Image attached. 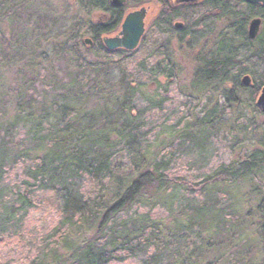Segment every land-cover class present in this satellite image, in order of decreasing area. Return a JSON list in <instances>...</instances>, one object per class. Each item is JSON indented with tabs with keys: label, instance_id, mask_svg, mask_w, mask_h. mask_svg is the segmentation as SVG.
I'll use <instances>...</instances> for the list:
<instances>
[{
	"label": "rangeland",
	"instance_id": "obj_1",
	"mask_svg": "<svg viewBox=\"0 0 264 264\" xmlns=\"http://www.w3.org/2000/svg\"><path fill=\"white\" fill-rule=\"evenodd\" d=\"M126 1V14L146 9L145 34L134 51L107 60L94 47V41L92 46L84 43L85 39L93 40L89 31L94 26L107 22L102 12H87L78 0H0V110L4 121L13 117L15 97L19 94L37 103L42 101L45 107L50 106L55 96L73 95L80 98L89 114L110 105L114 111L112 119L124 126L126 115L118 108L122 88L127 85L137 88L131 99L135 119L130 125L133 132L128 145L116 144L112 135L109 139L114 146L110 152L116 154L120 164H128L136 151L156 155L169 178L189 187L187 191L175 186L157 201H143L127 217L135 211L148 213L168 224L173 219H186L185 211L191 213L192 208L212 204L224 227L213 238L208 233L209 225L181 226L174 254L195 252L192 264H208L212 260L216 264H264V176L201 189L207 176L245 159L259 148L264 113L255 107L258 94L254 91L264 84V76L251 75L254 89L234 88L240 73L230 75L229 81L202 83L197 87L200 49L154 30V20L163 10L160 3L135 7L131 0ZM179 21L174 19L171 25ZM119 30L102 35L100 42L116 36ZM119 59H124L123 68L114 65ZM101 78L108 80L107 88H102L108 96L105 100L96 88ZM158 80L161 85L155 83ZM151 101L161 105L154 108ZM207 117L209 121L201 129L199 123ZM68 120L64 117L61 121ZM186 128L190 134L183 136ZM49 129L44 125L40 131L38 138L43 142H48ZM9 140L16 145L30 143V148L36 149V143L31 142L35 139L26 127L19 126ZM85 148L89 154L101 150L98 146ZM25 170L24 165L11 168L0 185L3 194L12 200ZM63 178L57 186L60 191L67 189L88 195L95 187L82 176L71 178L66 174ZM113 189L114 183L110 182L106 186L108 197ZM33 196L35 207L21 221L18 217L5 226L0 216V264H29L52 246L58 198L48 189ZM3 207L9 205L0 202V210ZM212 241L219 244L216 252L212 251ZM143 260L139 256L114 264H142ZM172 261L169 257L162 264Z\"/></svg>",
	"mask_w": 264,
	"mask_h": 264
},
{
	"label": "trees",
	"instance_id": "obj_2",
	"mask_svg": "<svg viewBox=\"0 0 264 264\" xmlns=\"http://www.w3.org/2000/svg\"><path fill=\"white\" fill-rule=\"evenodd\" d=\"M131 1L135 7L154 1L160 3L163 10L155 18L153 27L157 33L169 31L173 16L164 10L168 3L166 0ZM78 2L87 12L100 11L106 15L105 24L94 26L89 31L98 52L107 60L115 55L130 53L122 49L108 51L100 42L102 35L119 30L126 15L127 1L119 7L113 6L109 0ZM174 18L184 21L178 41L189 46L186 14ZM197 62V87L202 83L229 81L230 75L240 73L241 77L234 83V88L241 89L244 87L240 80L242 74H247V71L251 72L250 75L247 74L250 77L264 76V47H251L242 40L240 47L226 45L216 52H210L209 56L197 58ZM114 65L123 68L124 59H119ZM165 76L170 78V74ZM98 77L100 78L99 74ZM155 83L161 85L159 80ZM107 84L108 80L101 78L96 86L103 94V100L108 98L102 89L107 88ZM254 87L253 83L250 88ZM122 89L123 95L118 108L123 116L126 115L124 126L112 119L114 111L110 105L97 113L93 111L89 114L85 112L80 98L73 95L66 96L67 98L55 96L50 106L45 107L42 101L37 103L19 94L15 97V113L7 122L4 121L5 117L0 110V185L11 168L22 165L26 167L24 179L20 181L21 186L15 192L13 200L0 190L1 204L9 205V208L3 207L0 210L2 224L11 225L18 217L20 221L22 217H26L29 210L35 207V193L48 189L59 201L58 221L51 234L52 246L43 256H35L29 264H114L139 256L145 259L142 264H162L169 257L173 258L172 264H192L195 252L193 255L187 252L174 254V242L180 227L187 228L192 223L199 226L209 225L208 233L213 238L224 227L212 204L210 207L192 208L191 213L190 210L185 211L186 219H173L168 224L156 220L148 213L135 211L130 218L127 217L128 212L143 201H157L175 186L188 191L189 186L169 178L165 174L163 163L156 155L139 153L136 148H132L136 152L131 161L128 164H120L116 154L110 152L114 146L110 136L115 135L116 144L122 145L125 142V145H128L126 143L133 132L130 125L135 117L131 99L137 88L127 85ZM259 90L260 88L255 90V94H258ZM150 103L154 108L161 105L155 101ZM64 117L69 118L67 123H62ZM207 121L208 117L200 121L201 129ZM61 123L64 126H60ZM99 123L101 127H96ZM44 125L50 127L46 136L48 142L38 138ZM19 126L28 128L35 139L31 142L36 143V149H31L30 143L16 145L9 140ZM262 129L259 148L256 151L245 159L224 166L207 176L201 184V189L210 185L214 187L216 183L229 185L264 176V125ZM188 130H183V136L190 134ZM86 146H98L101 150L89 154ZM116 173L124 175L117 176ZM66 174L71 178L77 175L90 180L95 186L93 191L88 195L82 192L73 193L67 189L60 191L57 186ZM110 182L114 183V189L108 197L106 186ZM211 245L213 252L219 249V244L215 241H212ZM208 264H216V261L212 260Z\"/></svg>",
	"mask_w": 264,
	"mask_h": 264
},
{
	"label": "flooded vegetation",
	"instance_id": "obj_3",
	"mask_svg": "<svg viewBox=\"0 0 264 264\" xmlns=\"http://www.w3.org/2000/svg\"><path fill=\"white\" fill-rule=\"evenodd\" d=\"M165 11L174 16L186 14L187 40L191 48H198L199 57L209 56L210 52L228 46L240 47L242 40L251 46L264 47V4L249 3L245 0H195L191 4L174 7L173 0H166ZM171 20V21H172ZM180 20V28L171 25L169 31L160 34L174 37L182 33L184 22ZM252 20H259V28L253 39L248 37V29ZM145 24V20H144ZM145 34V30H144ZM144 36V35H143ZM143 38V37H142ZM142 40V39H141ZM247 75L243 74L242 76Z\"/></svg>",
	"mask_w": 264,
	"mask_h": 264
},
{
	"label": "water",
	"instance_id": "obj_4",
	"mask_svg": "<svg viewBox=\"0 0 264 264\" xmlns=\"http://www.w3.org/2000/svg\"><path fill=\"white\" fill-rule=\"evenodd\" d=\"M126 0H111V4L115 7L122 6ZM195 0H173V6L186 5L191 4ZM249 3L254 2H262L264 4V0H245ZM146 17V9L140 8L135 11H131L127 13L120 25V30L118 34L114 37H105L102 39V44L108 51H114L117 49H122L128 52L134 51L143 35L145 30L144 20ZM260 21L252 20L248 29V37L253 39L259 28ZM182 26L181 23H175L176 28H180ZM84 43L88 46H92L93 41L91 39H85ZM241 85L244 88L252 87V79L249 75H244L240 80ZM255 107L259 110V112L264 113V86H262L258 92V95L255 100Z\"/></svg>",
	"mask_w": 264,
	"mask_h": 264
}]
</instances>
